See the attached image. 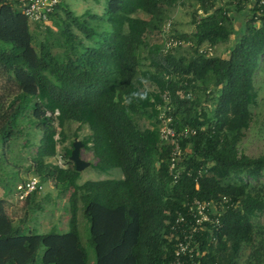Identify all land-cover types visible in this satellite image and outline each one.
Listing matches in <instances>:
<instances>
[{
	"label": "trees",
	"instance_id": "1",
	"mask_svg": "<svg viewBox=\"0 0 264 264\" xmlns=\"http://www.w3.org/2000/svg\"><path fill=\"white\" fill-rule=\"evenodd\" d=\"M93 1L105 2L103 14L76 15L60 1L39 41L42 24L30 21V28L22 0H0V264H86L78 235L80 209L96 264H170L174 213L193 199L222 197L231 206L219 217L218 228L206 226L195 235L204 252L198 262L237 264L242 248L251 243L252 219L264 213V199L246 182L264 175V154L252 158L238 152L256 105L264 6L263 13L254 14L252 0L218 6L219 0ZM187 3L193 31L178 34L171 24V36L182 46L160 54L162 25L173 9ZM240 10L246 12L244 23L235 33L230 14ZM52 26L59 36L55 40ZM234 34L227 56L215 54ZM182 48L188 54H175ZM145 83L154 89L147 90ZM163 91L169 94L166 115L174 129L195 131L178 137L183 154L174 184L168 173L172 145L158 133ZM141 117L148 125L140 124ZM69 123L78 124L74 138L88 129L80 142L96 160L92 167L120 169L122 178L78 184L80 173L69 160L73 140L60 155L63 167L51 161L67 139ZM32 177L40 186L52 183L59 195L69 193L67 232L31 233L7 215V198ZM38 193L24 202L33 203ZM262 251L264 241L243 264H260Z\"/></svg>",
	"mask_w": 264,
	"mask_h": 264
},
{
	"label": "rangeland",
	"instance_id": "2",
	"mask_svg": "<svg viewBox=\"0 0 264 264\" xmlns=\"http://www.w3.org/2000/svg\"><path fill=\"white\" fill-rule=\"evenodd\" d=\"M190 5L191 3H187L184 6L179 5L177 8L173 9L170 14V21H172L175 32H177L178 34L183 32L191 33L194 29V27L191 25L192 9ZM65 6L76 15H81L87 10L92 13L101 15L103 14L105 2L101 1L100 3L96 4L93 0H65ZM142 18H145V16ZM28 24H31L30 21H28ZM33 28L34 26H31V29ZM51 28L55 33V36L51 37V39L55 40L59 37L57 36V28L53 26ZM43 29L44 25H40V32L36 34L39 41L45 35ZM72 31L77 35L78 38H81L83 42H88L80 32L75 30L74 27H72ZM234 37L235 34L231 36L226 43L218 46L216 50H214V53L221 57H226L228 49H230L233 44ZM55 49L57 50V48ZM184 49L185 48H182L176 51L175 54H188V52ZM212 54L213 52L211 53V55ZM143 65L144 69L149 68L148 62L144 61ZM145 84L147 89L153 88L152 85L148 83ZM254 87L257 93L256 105L251 107V121L249 124V128L244 131L243 138L238 144V152L252 158L264 154V57L261 60V68L257 72ZM163 94H167L169 96L168 91H163L162 95ZM210 109H208V112ZM139 121L140 124L148 125V122L144 117H141ZM77 128L78 124L76 123H69L66 126L65 133L67 139L63 146L59 145L58 157H61L60 155L63 152V147H69L70 141L74 139L72 137L73 133ZM79 132L81 137H83L87 133L86 128L81 129ZM80 151V157L92 163L96 161L94 160L93 156H89V152L82 149H80ZM51 161L55 162V164L57 165L59 164L57 157H55ZM60 164L61 167H63V161H61ZM120 178H122L120 169L113 168L109 169L106 172H100L89 166L80 172V177L77 180V183L81 184L86 181ZM246 182L249 184V186H251L254 192H257L264 199V175L256 181L247 179ZM0 195L3 194L0 192ZM68 195L69 193H66L65 195H59L57 189L52 185V183L44 182L41 191L36 195L33 203L28 204L24 201H19L16 199L13 193V195L9 196L7 198V201L5 202V211L7 215L12 219L14 225H18L20 224V222H24V226L27 228L26 231H29L31 233H65L68 230L69 218L67 203ZM77 220L79 240L86 251V264H96L95 252L93 247L89 243V225L85 217L83 216L82 209H80L77 213ZM252 223L254 225V230L251 243L249 245H245L242 248L239 257L236 260L237 264H243L250 250L256 245L260 246V244H262V241H264V213H260L254 219H252ZM43 253L44 248L41 247L37 253L39 261L42 258ZM260 260V264H264V251L261 252Z\"/></svg>",
	"mask_w": 264,
	"mask_h": 264
},
{
	"label": "built area",
	"instance_id": "3",
	"mask_svg": "<svg viewBox=\"0 0 264 264\" xmlns=\"http://www.w3.org/2000/svg\"><path fill=\"white\" fill-rule=\"evenodd\" d=\"M60 1L62 0H22L20 10L32 23L43 25L48 22L49 15L59 5ZM252 5L257 8V13L255 12L254 14L263 13L262 7L264 6V0H252ZM253 18L256 20V16H253ZM171 24V21L167 20L161 27V32L164 35L163 46L160 50V54L162 55L171 54L182 46V41L174 39L171 36ZM211 53L212 51H208V56ZM183 92V90H179L178 95L181 97ZM189 95L190 93H185V96ZM162 100L163 104L158 114V120L160 122L158 133L159 139L162 142L172 145L168 173L174 184L179 178L181 170L176 167L180 163L183 154L178 144V137H188L189 135L195 134V131L186 127L175 130L171 124V118L166 115L170 108L169 96L163 94ZM57 159L59 161L58 165L61 166V157H57ZM197 174L201 175L202 173L198 171ZM41 189L42 186L39 185L38 179L32 177L25 182L17 184L14 189V195L17 200L24 201L28 195L34 192H40ZM230 206V199H227V197H222L217 202H203L198 199H193L185 203L182 210L176 211L169 228V234L174 240L170 264H199L198 261L204 255V252L200 250L198 243L195 242V235L199 231H206V226H211L215 229L218 228L219 217Z\"/></svg>",
	"mask_w": 264,
	"mask_h": 264
},
{
	"label": "crops",
	"instance_id": "4",
	"mask_svg": "<svg viewBox=\"0 0 264 264\" xmlns=\"http://www.w3.org/2000/svg\"><path fill=\"white\" fill-rule=\"evenodd\" d=\"M62 1H64L63 3L65 4V0H62ZM231 0H219L218 1V4H217V6L220 4V3H223V4H228L229 2H230ZM247 11V10H246ZM233 12H231V14H230V16H232L233 17V23H234V30H235V33H239V31H240V28H242V24H241V21H242V19L244 18V16H245V14L244 13H246L245 12V10H240L239 12H234L233 14H232ZM30 21V20H29ZM243 22V21H242ZM32 23V22H31ZM244 23V22H243ZM31 26H32V24H30V28H31ZM183 31V30H182ZM183 33H185V32H183ZM146 85V84H145ZM144 85V86H145ZM145 88H146V86H145ZM147 89V88H146ZM147 90H150V91H152L153 90V88H150V89H147ZM83 128H86V127H83ZM82 128V129H83ZM86 134L83 136V137H81L80 136V132H78V137H76V138H74V133H73V141H81L84 137H86L88 134H89V131H88V129L86 128ZM86 151V150H85ZM88 152V151H87ZM80 154H81V152H80ZM89 154V156L91 157V156H93L92 155V153L91 152H89L88 153ZM83 161H85V162H87V163H89V165H88V167L89 166H91L92 167V162H89L88 160H85L84 158H82V157H80ZM89 159V158H88ZM55 163V162H54ZM95 163V162H94ZM93 168V167H92ZM82 184V183H81ZM0 192L3 194V191L0 189ZM3 197V195H0V198H2Z\"/></svg>",
	"mask_w": 264,
	"mask_h": 264
},
{
	"label": "water",
	"instance_id": "5",
	"mask_svg": "<svg viewBox=\"0 0 264 264\" xmlns=\"http://www.w3.org/2000/svg\"><path fill=\"white\" fill-rule=\"evenodd\" d=\"M72 151L70 154L69 160L73 163L75 171L76 172H81L83 169L88 167L89 163L83 161L80 158V149L83 147L82 143L79 141H74L72 144Z\"/></svg>",
	"mask_w": 264,
	"mask_h": 264
},
{
	"label": "clouds",
	"instance_id": "6",
	"mask_svg": "<svg viewBox=\"0 0 264 264\" xmlns=\"http://www.w3.org/2000/svg\"><path fill=\"white\" fill-rule=\"evenodd\" d=\"M82 149V148H81ZM81 152V151H80ZM59 166V165H58ZM61 167V166H60ZM80 173V172H79Z\"/></svg>",
	"mask_w": 264,
	"mask_h": 264
}]
</instances>
